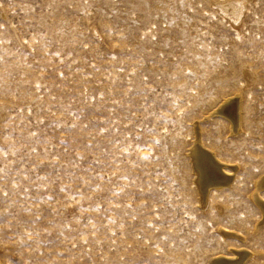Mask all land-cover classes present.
Instances as JSON below:
<instances>
[{"label": "rangeland", "instance_id": "374dc122", "mask_svg": "<svg viewBox=\"0 0 264 264\" xmlns=\"http://www.w3.org/2000/svg\"><path fill=\"white\" fill-rule=\"evenodd\" d=\"M232 256L264 264V0H0L1 264Z\"/></svg>", "mask_w": 264, "mask_h": 264}, {"label": "bare ground", "instance_id": "6f19581e", "mask_svg": "<svg viewBox=\"0 0 264 264\" xmlns=\"http://www.w3.org/2000/svg\"><path fill=\"white\" fill-rule=\"evenodd\" d=\"M227 104H228V103H227ZM224 106H225V105H224ZM224 106H223V107H224ZM230 106H231V105H230ZM233 107H234V106H233ZM230 113H232V112H230ZM228 114H229V113H228ZM229 115H231V114H229ZM234 115H235V114H234ZM232 117H233V116H232ZM236 121H237V119H236ZM235 123H236V122H235ZM236 125H237V123H236ZM202 146H203V145H202ZM200 148H201V146H200V145H197L196 148H195V151H197L198 153L203 152L204 150H201ZM207 152H208L207 155H206V154H202L198 159H195V160H197V161L199 162V159H200V161H201V157H202V156L209 157L208 154H209V155H211V154L209 153V151H207ZM194 153H195V152H194ZM198 153H197V154H198ZM211 153L213 154L212 151H211ZM197 154H195V155L197 156ZM195 155H194V156H195ZM211 156H212V155H211ZM197 157H198V156H197ZM214 157H215V156H214ZM194 158H195V157H194ZM211 159H212V158H210V160H211ZM217 160H218V159H217ZM198 162H197V163H198ZM214 162H215V161H214ZM219 162H220V161H219ZM207 165H208V164H207ZM207 165H206V166H207ZM219 165H220V164H219ZM221 165H222V164H221ZM209 166H210V165H209ZM211 166H212V165H211ZM213 167H215V166H213ZM200 169H201V168H200ZM205 170H206V169H205ZM205 170H204V171H205ZM197 171H198V170H197ZM198 173H199V171H198ZM206 173H207V172H206ZM215 173H216V171H215ZM216 175H217V174H216ZM216 175H215V176H216ZM204 176H205V175H204ZM206 176H207V175H206ZM206 176H205V177H206ZM212 176H213V175H212ZM222 176H223V174H222ZM206 178H207V177H206ZM212 178H213V177H212ZM223 178H225V177H223ZM208 179H209V178H208ZM220 179H221V178H220ZM227 179H228V178H227ZM223 180H224V179H223ZM223 180H222V182H223ZM209 181H210V180H209ZM219 181H220V180H219ZM225 181H226V179H225ZM220 182H221V181H220ZM219 184H220V183H219ZM222 184H223V183H222ZM201 189H202V188H201ZM233 251H234V250H233ZM238 251H239V250H238ZM240 252H242V251H240ZM237 254H238V253H237ZM242 254H244V253H242ZM241 256H242V255H241ZM245 256H247V255H245ZM245 256H244V257H245ZM218 257L220 258L219 255H218ZM218 257H217V258H218ZM223 257H224V256H223ZM226 257H227V256H226ZM234 257H235V256H234ZM239 257H240V256H239ZM217 258H214V259L217 260ZM221 258H222V257H221ZM240 258H241V257H240ZM240 258H233V256H232V258L228 257V258H226V260H224V261H227L226 264H237L239 261H241ZM222 259H223V258H222ZM245 259H246V258H245ZM212 260H213V259H212ZM246 260H247V259H246ZM243 261H244V259H243ZM241 262H242V261H241ZM211 263H212V262H211ZM214 263H215V262H214ZM214 263H213V264H214ZM216 263H217V261H216ZM216 263H215V264H216ZM221 263H222V262H221ZM0 264H1V262H0ZM223 264H224V263H223ZM241 264H242V263H241Z\"/></svg>", "mask_w": 264, "mask_h": 264}, {"label": "snow or ice", "instance_id": "6c2138e0", "mask_svg": "<svg viewBox=\"0 0 264 264\" xmlns=\"http://www.w3.org/2000/svg\"><path fill=\"white\" fill-rule=\"evenodd\" d=\"M158 143V142H157ZM146 158V157H145Z\"/></svg>", "mask_w": 264, "mask_h": 264}]
</instances>
